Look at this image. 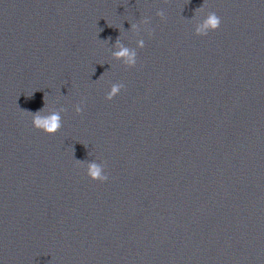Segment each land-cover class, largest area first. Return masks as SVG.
<instances>
[{
  "label": "clouds",
  "instance_id": "1",
  "mask_svg": "<svg viewBox=\"0 0 264 264\" xmlns=\"http://www.w3.org/2000/svg\"><path fill=\"white\" fill-rule=\"evenodd\" d=\"M157 15L163 18V11H158ZM147 22V21H145ZM221 24L220 17L215 13L211 12L209 13V16L207 18V21L201 29H198V33L202 36L207 35L211 31H216L219 29ZM133 29L136 28V24L132 25ZM117 44L119 46V41H117ZM134 53L130 54L129 51L126 48H122L121 50L115 53V56L117 58H125L126 63L128 65H134L135 60L133 59ZM120 93V86H113L111 91L106 94V100L111 101L113 98H115ZM42 111V109H41ZM75 111L77 114H80L82 111V106L77 105L75 108ZM30 111L22 110V114L25 115L29 113ZM33 119H32V125L35 129L40 130L48 135H53L61 128V118L59 114H52L47 118H42L40 115V112L37 111L36 113H33ZM90 179L96 180L100 179L102 182L107 180L106 177H101L100 170L96 166H91L90 173H89Z\"/></svg>",
  "mask_w": 264,
  "mask_h": 264
}]
</instances>
